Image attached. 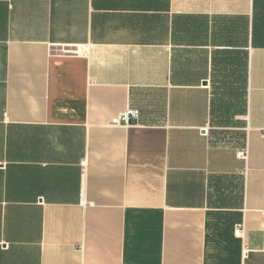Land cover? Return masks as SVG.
<instances>
[{
    "label": "crops",
    "instance_id": "obj_1",
    "mask_svg": "<svg viewBox=\"0 0 264 264\" xmlns=\"http://www.w3.org/2000/svg\"><path fill=\"white\" fill-rule=\"evenodd\" d=\"M259 41L264 0H0V264H264Z\"/></svg>",
    "mask_w": 264,
    "mask_h": 264
},
{
    "label": "built area",
    "instance_id": "obj_2",
    "mask_svg": "<svg viewBox=\"0 0 264 264\" xmlns=\"http://www.w3.org/2000/svg\"><path fill=\"white\" fill-rule=\"evenodd\" d=\"M139 117H140V110L135 107H129L125 111L121 112V114H119V116L113 120V123L120 124L123 126H129L133 124L134 120L138 121ZM248 153H249L248 147L245 146L237 151V156L242 159H247ZM242 231H243V227L241 225H238L235 230L236 234L240 235Z\"/></svg>",
    "mask_w": 264,
    "mask_h": 264
},
{
    "label": "trees",
    "instance_id": "obj_3",
    "mask_svg": "<svg viewBox=\"0 0 264 264\" xmlns=\"http://www.w3.org/2000/svg\"><path fill=\"white\" fill-rule=\"evenodd\" d=\"M259 44H264V41H259ZM227 83L230 87L226 88L225 93L231 99V101L228 102V105L235 104L237 110H239L240 105L243 108L244 105H246V81L226 82V85H228ZM233 99L235 100L232 101Z\"/></svg>",
    "mask_w": 264,
    "mask_h": 264
},
{
    "label": "rangeland",
    "instance_id": "obj_4",
    "mask_svg": "<svg viewBox=\"0 0 264 264\" xmlns=\"http://www.w3.org/2000/svg\"><path fill=\"white\" fill-rule=\"evenodd\" d=\"M219 131H221L222 133L219 136L220 141H226V142H232L234 143L235 140H239L241 139V134L239 133H232L233 130H229V129H220Z\"/></svg>",
    "mask_w": 264,
    "mask_h": 264
},
{
    "label": "water",
    "instance_id": "obj_5",
    "mask_svg": "<svg viewBox=\"0 0 264 264\" xmlns=\"http://www.w3.org/2000/svg\"><path fill=\"white\" fill-rule=\"evenodd\" d=\"M205 83H206V82H205ZM136 122H137L136 120L133 121V123H136Z\"/></svg>",
    "mask_w": 264,
    "mask_h": 264
}]
</instances>
